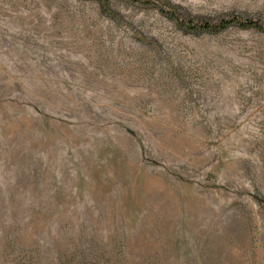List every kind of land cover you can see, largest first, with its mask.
<instances>
[{"label":"rangeland","instance_id":"1","mask_svg":"<svg viewBox=\"0 0 264 264\" xmlns=\"http://www.w3.org/2000/svg\"><path fill=\"white\" fill-rule=\"evenodd\" d=\"M0 264H264V31L0 0Z\"/></svg>","mask_w":264,"mask_h":264},{"label":"trees","instance_id":"2","mask_svg":"<svg viewBox=\"0 0 264 264\" xmlns=\"http://www.w3.org/2000/svg\"><path fill=\"white\" fill-rule=\"evenodd\" d=\"M139 2H148L154 5L159 11L164 15L171 18L174 22H177L179 25L184 26L186 29L199 30V29H210L218 30L232 23L237 24L242 27L252 26L258 30L264 31V20L259 18L247 15L242 16L235 13H228L225 15H220L215 20L195 19L192 17H185L182 13L179 12L176 8H173L167 5L163 0H135ZM100 6L104 5L103 2H99Z\"/></svg>","mask_w":264,"mask_h":264}]
</instances>
